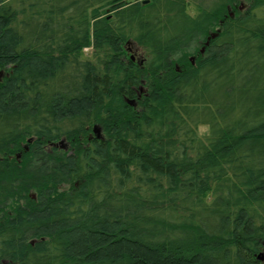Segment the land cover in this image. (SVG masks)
I'll return each instance as SVG.
<instances>
[{"label": "trees", "instance_id": "16d2710c", "mask_svg": "<svg viewBox=\"0 0 264 264\" xmlns=\"http://www.w3.org/2000/svg\"><path fill=\"white\" fill-rule=\"evenodd\" d=\"M239 2L0 0V264H264V0Z\"/></svg>", "mask_w": 264, "mask_h": 264}, {"label": "rangeland", "instance_id": "374dc122", "mask_svg": "<svg viewBox=\"0 0 264 264\" xmlns=\"http://www.w3.org/2000/svg\"><path fill=\"white\" fill-rule=\"evenodd\" d=\"M247 1L248 0H240V2L237 5L239 7L238 9L243 10L247 6ZM189 12L191 14H194L195 10L192 7H190ZM233 13H234L233 10L229 9V14L233 15ZM84 52H85V54H87L89 52V49L84 48ZM129 52L134 58L138 57L137 55H139V51L136 48H134L133 46H132V48L129 49ZM0 78H1V71H0ZM207 131H208L207 127H199V129H198L199 134L207 133ZM17 157L18 158L20 157V153L17 154Z\"/></svg>", "mask_w": 264, "mask_h": 264}, {"label": "water", "instance_id": "95a60500", "mask_svg": "<svg viewBox=\"0 0 264 264\" xmlns=\"http://www.w3.org/2000/svg\"><path fill=\"white\" fill-rule=\"evenodd\" d=\"M144 2H148V0H144ZM216 34H217V32H213V33H211V34L207 37V41L205 42V45H207L208 42H209V40H210L211 38H214ZM203 51H204V48H201V49H200V52L202 53ZM191 62H193V59H192V58H191ZM93 130H94V133H96L97 135L99 134V129H98V128L94 127ZM98 137H100V136L98 135Z\"/></svg>", "mask_w": 264, "mask_h": 264}]
</instances>
